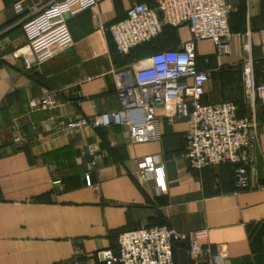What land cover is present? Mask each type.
I'll return each instance as SVG.
<instances>
[{
	"label": "crops",
	"instance_id": "obj_1",
	"mask_svg": "<svg viewBox=\"0 0 264 264\" xmlns=\"http://www.w3.org/2000/svg\"><path fill=\"white\" fill-rule=\"evenodd\" d=\"M0 0V264H109L101 250L118 249V235L167 225L200 244L226 250V264H264V187L238 190L231 164L196 170L185 158L191 123L163 116L159 140H134L125 126L67 130L75 119L117 111L115 73L190 40L187 27L166 28L153 44L119 55L105 31L125 18L133 0H97L93 9L29 41L23 23L39 0ZM156 6V0H143ZM230 53L210 40L196 45L199 69L211 74L205 103L233 101L256 121L258 180L264 185V107L243 87L242 61L251 57L264 82V0H227ZM34 55L40 66L25 68ZM57 91L60 105L32 112L28 102ZM158 113L164 107H157ZM14 122L25 143L13 140ZM93 150V152H91ZM152 157L142 178L139 162ZM175 264H191L176 244Z\"/></svg>",
	"mask_w": 264,
	"mask_h": 264
},
{
	"label": "built area",
	"instance_id": "obj_2",
	"mask_svg": "<svg viewBox=\"0 0 264 264\" xmlns=\"http://www.w3.org/2000/svg\"><path fill=\"white\" fill-rule=\"evenodd\" d=\"M23 23L29 41L64 24L68 15L93 9L97 0H39ZM21 15L25 0L14 3ZM232 5L227 0H156L150 7L143 0H133L124 19L105 28L119 55H130L132 50L153 42L163 34L166 26L187 27L190 40L177 49H164L135 62L133 68L115 73L116 92L121 102L117 111L97 113L70 121L67 130L125 126L134 140H159L162 137L163 116L170 123L186 119L191 123L187 132L185 158L196 170L231 164L234 184L238 190L264 187L258 180L256 121L241 117L233 101L204 103L205 84L211 74L197 64L196 45L210 40L221 54L230 53V15ZM245 99L253 106H264V82L257 83L251 57L242 61ZM40 66V61L29 55L26 70ZM60 105L57 91H50L28 102L32 112L53 110ZM164 107L159 114L157 107ZM163 115V116H162ZM13 140L25 143L14 122ZM93 152V150H91ZM156 162L145 157L139 162L142 178L154 173ZM176 244L186 245L191 264H226L229 253L202 245L193 233L163 225L123 231L118 235L116 252L101 250L98 256L109 264H175ZM79 264V263H71Z\"/></svg>",
	"mask_w": 264,
	"mask_h": 264
},
{
	"label": "trees",
	"instance_id": "obj_3",
	"mask_svg": "<svg viewBox=\"0 0 264 264\" xmlns=\"http://www.w3.org/2000/svg\"><path fill=\"white\" fill-rule=\"evenodd\" d=\"M166 28H176V27L166 26L165 29H166ZM177 28H179V27H177ZM165 29H164V30H165ZM160 36H161V35H160ZM160 36H159V37H160ZM159 37H157L153 42H155ZM153 42L145 43V44H143V45H141V46L149 45V44L151 45V44H153ZM141 46H138V47H141ZM138 47H136V48H138ZM136 48H135V49H136ZM133 50H134V49H133ZM133 50H132V51H133ZM197 64H198V62H197ZM198 68H199V66H198ZM241 69H242V68H241ZM241 72H242V71H241ZM241 75H242V74H241ZM202 102L205 103V101H204V97L202 98ZM263 107H264V106H263Z\"/></svg>",
	"mask_w": 264,
	"mask_h": 264
}]
</instances>
